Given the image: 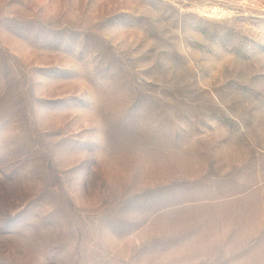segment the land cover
<instances>
[{
    "label": "rangeland",
    "instance_id": "374dc122",
    "mask_svg": "<svg viewBox=\"0 0 264 264\" xmlns=\"http://www.w3.org/2000/svg\"><path fill=\"white\" fill-rule=\"evenodd\" d=\"M0 264H264V0H0Z\"/></svg>",
    "mask_w": 264,
    "mask_h": 264
}]
</instances>
